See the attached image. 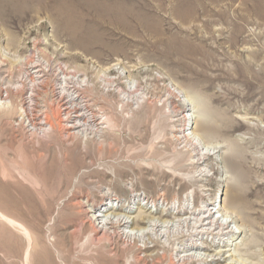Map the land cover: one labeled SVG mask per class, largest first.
<instances>
[{"label": "rangeland", "instance_id": "obj_1", "mask_svg": "<svg viewBox=\"0 0 264 264\" xmlns=\"http://www.w3.org/2000/svg\"><path fill=\"white\" fill-rule=\"evenodd\" d=\"M34 50L50 68L30 122ZM59 65L84 83L63 85ZM0 91V264H199L180 261L195 241L212 264H264V0H0ZM189 122L221 158L194 149ZM221 201L233 237L150 228ZM115 213L126 233L94 222Z\"/></svg>", "mask_w": 264, "mask_h": 264}, {"label": "bare ground", "instance_id": "obj_2", "mask_svg": "<svg viewBox=\"0 0 264 264\" xmlns=\"http://www.w3.org/2000/svg\"><path fill=\"white\" fill-rule=\"evenodd\" d=\"M35 51V50H34ZM41 53V52H40ZM50 61L49 60H47L46 61V59H42L40 56H39V52H33V55L32 56H30L29 57V59H27V63H26V65L28 64V69H27V74H26V82H25V84L26 85H24V90L26 91V97L24 98V96L22 97V102L24 101V103H25V105H27V107L24 109L23 108V105H22V110L21 111H23V112H21L23 115H24V117H26L27 118V120L28 121H33L32 119H34V118H30L33 114V107H35V104H36V102L37 101H35L36 99H37V96L36 95H38L37 93H38V91L39 90H37V88L38 89H40V88H42V83H43V79H44V77H45V72H47V69L48 68H50V66H49V63ZM25 65V64H24ZM59 70H58V73H59V80L61 81V83H63V85H66L67 84V86H69L68 84L69 83H73V82H77L78 83V81H79V83H82L83 81H81L80 79H79V76H78V71L77 72H75V71H72L68 66H62V65H59V68H58ZM81 74V73H80ZM47 75V74H46ZM45 80H47V79H45ZM83 80V79H82ZM76 83V84H77ZM84 83V82H83ZM60 85V84H59ZM72 85V84H71ZM76 86V85H75ZM78 86V85H77ZM71 87V86H70ZM64 89H65V86H64ZM75 90V89H74ZM131 91H133V90H131ZM65 93V92H64ZM63 93V94H64ZM74 93V92H73ZM79 93V92H78ZM77 93V94H78ZM5 94V95H4ZM71 94V93H70ZM69 94V98H67V101H66V105L68 106V107H66L65 109H66V111H73V113H68L67 115H68V117H69V119L70 120H72L71 121V126L69 127V126H67V127H69V129L71 130V131H77V132H85L86 130H89V129H87L88 128V126H86V125H78V122L79 121H82V120H84V118H87L88 116V111H86L87 110V108L85 107V106H82L81 104H78V106L77 105H75V104H73V103H75L76 101H77V99H79L78 98V96H74V94L72 95H70ZM10 97V94H9V92L7 91V92H3V91H0V101H6V100H8V98ZM70 98H72V99H70ZM62 99H63V96H62ZM59 100H61V99H59ZM185 100H186V102L188 103V106H190V108H191V110L190 111H192V114L191 115H189V116H186L188 119H190V117L192 118V119H190V121H192L193 122V120L195 119V120H197L198 119V117L197 116H195V114H196V107L193 105V103H192V101H191V99L189 98V97H185ZM38 103V102H37ZM75 105V106H73V105ZM37 105V104H36ZM71 105H72V107H71ZM77 106V107H76ZM63 107V106H62ZM40 109H41V107H40ZM78 109H79V111H78ZM38 112H40V111H38ZM38 112H37V114H38ZM78 112V113H77ZM43 113V112H42ZM76 114L75 116L76 117H71L73 114ZM45 114V113H44ZM47 114H48V112H47ZM71 115V116H70ZM90 115H92V114H90ZM36 116V115H35ZM39 116V115H38ZM37 116V117H38ZM43 116V115H42ZM63 116V115H62ZM93 116V115H92ZM23 117V116H22ZM28 118H30V119H28ZM47 118V117H46ZM65 118V117H64ZM64 118H63V120H64ZM73 118V119H72ZM92 119H93V117H91ZM44 119V118H43ZM42 119V120H43ZM66 119H68V118H66ZM68 119V120H69ZM104 119V118H103ZM22 120V119H21ZM47 120V119H46ZM44 121V122H42L44 125H47V126H49L48 125V122L47 121ZM49 120V119H48ZM89 120H90V118H89ZM96 120V119H95ZM30 121V122H31ZM66 121V120H65ZM88 121V120H87ZM90 122V121H89ZM49 123H50V121H49ZM33 124H34V122H33ZM37 124V123H36ZM42 124V125H43ZM81 124V123H80ZM86 124V123H85ZM94 124V123H93ZM98 124V123H97ZM52 125V124H51ZM51 125H50V128H51ZM64 126H65V124H63ZM99 125V124H98ZM97 125V126H98ZM194 125H195V123L194 124H191L190 122H189V125L187 126L189 129V132L190 131H192L193 129H194ZM53 126V125H52ZM94 125H92L91 126V128L93 127ZM40 127V126H39ZM41 129V128H40ZM40 129H37V127H36V125H31V130H33L32 132H33V134L34 133H38L37 131H39ZM97 129V128H96ZM28 132V131H27ZM77 132H75V133H77ZM93 132V131H92ZM96 132H98V131H96ZM73 133V132H72ZM94 133V132H93ZM71 134V133H70ZM188 136L191 138V140L193 141V146H194V149L195 150H198V152L199 153H202V150L205 148V144H204V141H203V139H202V137H201V135H198V133L197 134H195V132L194 131H192V132H190V133H188ZM189 137H187V138H189ZM205 149H209V150H211V151H214V153L213 154H211L210 156H216V158L217 159H219V158H221V151H220V149L221 148H219V147H214V148H205ZM206 153V152H205ZM210 153V152H209ZM203 154V153H202ZM208 154V153H207ZM200 156H201V154H199ZM206 155V154H205ZM223 156V155H222ZM205 163V162H204ZM199 169V168H198ZM204 172H206V171H204L203 170V173ZM203 175V174H202ZM201 175V176H202ZM206 178V177H205ZM203 181V180H202ZM195 199V198H194ZM167 201V200H166ZM236 201H237V199H236ZM195 202V201H194ZM191 203L192 204V208H189V206L188 205H185V204H181L182 206H180V208H179V211L177 212V215H178V218H179V220L177 221V222H175L174 224H167V221L165 220L164 222H162V221H155V218H154V220H153V222L152 223H155V224H153V225H151V227L150 228H152V230L155 232V230L153 229V228H157V227H160V228H165V229H168V231L169 230H171L172 232H174V231H176L177 233H182V234H186V233H188L189 232V238L191 239V242L193 241L192 239L194 238V239H198V240H204V239H207L206 237L208 236V235H211L210 237H212V235L213 234H216L218 237L220 236V235H223L222 234V231L221 230H223V228L225 227V232L224 233H226L227 235H229V236H231V237H233L234 235V232L233 231H229V228H230V226L232 225V224H234V226L236 225L237 226V223H239V220L238 219H236V217H238V216H236L235 218L232 216V214H231V212H230V210H229V207L225 204V201L223 202V201H221L220 202V204L218 205V206H216L214 209H208L210 206H212V204L210 205H208L207 203H204V204H202V205H199V206H197L195 203ZM153 203V202H152ZM165 203V202H164ZM154 204V206L156 205V203H153ZM157 204H159V203H157ZM177 205V204H176ZM239 205V204H238ZM102 209H103V207H101ZM105 209L102 211V212H105L106 211V209H108V208H110V206H108V205H106L105 204V207H104ZM111 208H113L112 206H111ZM101 209V210H102ZM118 209V208H117ZM181 209V210H180ZM215 210H217V212H214ZM170 209H169V213H170ZM99 212H100V210H99ZM119 212V211H118ZM118 212H116V213H118ZM172 212V211H171ZM114 214V216H102V214L101 215H96L95 216V218H94V216H93V218H94V222H99V224L100 225H102V228H103V230H108V229H114V228H116V229H121V231L123 230L125 233H126V231L125 230H127V229H129V228H132L131 226V224H129L130 222H125V219H122V217H124V215L122 216V215H120V214ZM113 214V213H112ZM111 214V215H112ZM187 214H189V215H191V217L190 218H184L185 217V215H187ZM217 214H222V216L227 220V222L225 223V224H221V222H220V219H216V215ZM234 214V213H233ZM126 218V217H125ZM150 218V217H149ZM151 218H153V216L151 217ZM228 218V219H227ZM141 219V218H140ZM221 219H223V218H221ZM142 220V219H141ZM224 220V219H223ZM237 220V221H236ZM134 223V222H133ZM148 223V222H147ZM162 223V224H161ZM12 224V223H11ZM139 224V223H138ZM137 224V225H138ZM142 224V223H141ZM146 224V223H145ZM149 224V223H148ZM13 225V224H12ZM216 227H218V228H216ZM238 227V226H237ZM238 228H241V226L240 227H238ZM158 230V229H157ZM156 230V231H157ZM136 231V230H135ZM150 232H152V231H149V229H148V227H147V229H142V231H138L137 233H134V231H132V234H131V232L130 233H127V235L128 236H130L131 238H141V239H144L147 235H149L150 234ZM123 233V232H122ZM168 233V232H167ZM241 233H243V231L241 232ZM141 236H140V235ZM181 235V234H180ZM187 238V237H186ZM228 238V237H227ZM134 239V240H135ZM196 242V241H195ZM195 242H192V243H190L189 242V244H185V245H183V249H181V251H183L182 253H184L185 254V256L184 257H181V260L180 261H186V260H194V262L196 261V263L198 262L199 264H200V262H201V264H212V262H214V261H216V260H214L212 257V255H208V256H200L199 254L200 253H202L203 252V250H206L207 248L206 247H203L202 245H203V243L200 245V244H198V243H195ZM205 244H207V243H205ZM202 246V247H201ZM230 251V250H229ZM202 254H204V253H202Z\"/></svg>", "mask_w": 264, "mask_h": 264}]
</instances>
